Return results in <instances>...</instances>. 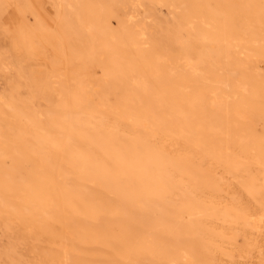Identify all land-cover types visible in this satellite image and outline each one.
Wrapping results in <instances>:
<instances>
[{
    "label": "rangeland",
    "instance_id": "rangeland-1",
    "mask_svg": "<svg viewBox=\"0 0 264 264\" xmlns=\"http://www.w3.org/2000/svg\"><path fill=\"white\" fill-rule=\"evenodd\" d=\"M61 1L0 0V264H72L107 250L102 232L85 243L63 185L77 113L145 120L215 211H264V0ZM234 220L229 233L207 220L214 238L204 241L222 264H264V223Z\"/></svg>",
    "mask_w": 264,
    "mask_h": 264
},
{
    "label": "bare ground",
    "instance_id": "bare-ground-1",
    "mask_svg": "<svg viewBox=\"0 0 264 264\" xmlns=\"http://www.w3.org/2000/svg\"><path fill=\"white\" fill-rule=\"evenodd\" d=\"M66 2L63 3V0L61 1V8L69 9V3L68 1ZM228 4L232 6V3ZM242 8L244 7L242 6ZM246 10L248 11V9ZM255 19L259 20L258 18ZM231 34L233 35V33ZM36 76H38V73ZM21 94H23L22 91ZM25 95L27 94L25 93ZM35 96L37 97V95ZM23 102L26 103L25 100ZM204 104V100L201 97L195 101V106L200 109L204 108ZM2 113L4 114V112ZM107 119L91 114L83 115L77 113L69 122L74 130L75 137H73V145L65 161L63 185L74 205V212L78 216L77 221L86 231L83 236L85 243H97L102 232L105 234L103 245L107 249L100 259L92 261L75 258L73 263L222 264L224 259L222 254L215 250L211 244L204 241V239L214 238L212 233L207 230V220L213 221V223L219 222L224 233H229L230 228H226V225L228 226L227 223L232 217L235 218V222L238 219L239 221L242 220L246 224H251V228L253 227L254 229L260 228L261 224L264 223L263 210L254 212L252 215L237 214V217L232 214L233 209L231 208L215 211L213 195L205 193L194 186L191 181H187L177 175L173 163L157 145L153 128L145 120L138 118L135 120L130 115L122 121ZM209 119L216 126L222 123L220 114L216 110L211 112ZM15 148L17 149V147ZM227 148L229 149V146ZM230 152L229 149L228 154ZM259 161L262 163V157H259ZM34 164L37 163L35 162ZM1 173L3 174V172ZM41 183L40 186H42ZM223 200L226 201V199ZM225 207L227 208V206ZM76 251V244L71 242V246L69 245L65 248L68 260L70 259V253Z\"/></svg>",
    "mask_w": 264,
    "mask_h": 264
}]
</instances>
